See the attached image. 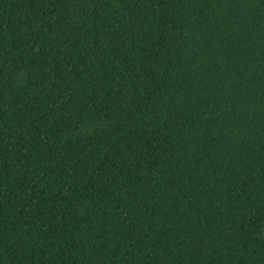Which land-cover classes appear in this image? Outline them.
Here are the masks:
<instances>
[{"label":"trees","instance_id":"16d2710c","mask_svg":"<svg viewBox=\"0 0 264 264\" xmlns=\"http://www.w3.org/2000/svg\"><path fill=\"white\" fill-rule=\"evenodd\" d=\"M0 264H264V0H0Z\"/></svg>","mask_w":264,"mask_h":264}]
</instances>
